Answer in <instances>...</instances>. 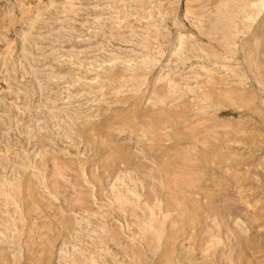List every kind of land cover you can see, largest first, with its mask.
<instances>
[{
    "label": "rangeland",
    "instance_id": "1",
    "mask_svg": "<svg viewBox=\"0 0 264 264\" xmlns=\"http://www.w3.org/2000/svg\"><path fill=\"white\" fill-rule=\"evenodd\" d=\"M0 264H264V0H0Z\"/></svg>",
    "mask_w": 264,
    "mask_h": 264
}]
</instances>
